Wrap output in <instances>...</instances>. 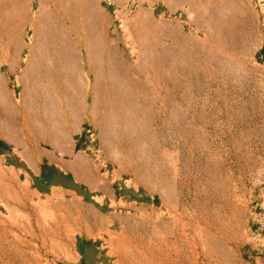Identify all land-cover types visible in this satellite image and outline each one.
Masks as SVG:
<instances>
[{
	"label": "rangeland",
	"instance_id": "obj_1",
	"mask_svg": "<svg viewBox=\"0 0 264 264\" xmlns=\"http://www.w3.org/2000/svg\"><path fill=\"white\" fill-rule=\"evenodd\" d=\"M0 264H264V0H0Z\"/></svg>",
	"mask_w": 264,
	"mask_h": 264
}]
</instances>
